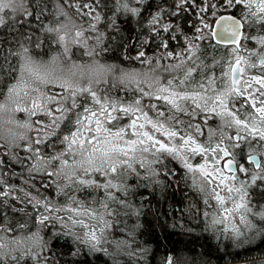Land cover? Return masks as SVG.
I'll list each match as a JSON object with an SVG mask.
<instances>
[{
	"label": "snow or ice",
	"instance_id": "6c2138e0",
	"mask_svg": "<svg viewBox=\"0 0 264 264\" xmlns=\"http://www.w3.org/2000/svg\"><path fill=\"white\" fill-rule=\"evenodd\" d=\"M8 2L10 4V0ZM2 3L4 0H0V4ZM100 7L101 4L97 0L77 5L82 15L97 20L101 16ZM103 7L107 8V12L103 13L104 17L108 12H113L107 4ZM115 7L126 16L127 23L121 26L114 23L108 25L114 30L108 33L105 41L108 51L115 48L117 53L122 52L124 56L134 52L136 58L144 65L147 63L145 58L148 57V50L154 48L155 51L163 50L166 54L160 59L178 61L175 64V71L179 74L176 78H172V73L168 72L165 77L167 83L161 81L155 96L149 97L147 91L143 93L145 97L156 101L152 105L153 109L159 108L162 101L164 105L178 110L180 99H189L196 105L200 97L215 92L213 97L215 104L211 111L215 110L216 105H220L223 111L233 117L235 124L243 126L252 134L259 132V135L264 136V129L254 126L257 120L264 121V72H258L257 67H251L249 72L247 59L242 52V49L252 51L255 48L251 46L245 48V45L259 43L260 47L264 48V0H121ZM42 14L41 5L37 3L32 13H25V19L16 31L23 33L26 25L31 29L36 24L40 27L35 31L39 32L44 27L40 23ZM116 18L119 19V15ZM3 20V14H0V23ZM252 26H258L255 33ZM95 27L92 25L89 31ZM81 35L78 30L77 39L74 41L77 45L82 42L79 39ZM96 38L99 41L101 37L97 35ZM29 39L37 48H46L55 43L49 35H45L42 40L31 36ZM59 40L62 44L65 43L63 34L59 36ZM221 48L227 52L226 56L221 54ZM64 50L67 52L66 46ZM8 55L13 60L16 59L11 50ZM18 55L27 60L31 59L28 49L23 46L20 47ZM56 59L57 57L53 56L52 62ZM258 59V67L264 68V55H260ZM115 67L99 65V69L104 73L113 72ZM172 67L169 65V68ZM226 68L230 69V78L227 80V87L220 89L221 82L229 77ZM120 76L121 79L136 81L139 70L121 69ZM41 78L47 79V74H43ZM181 82L184 87H173ZM190 83L193 86L189 87ZM60 87L61 95L40 93L33 95L28 105L21 103L15 105V111L23 110L38 116L35 120L38 127L35 129L34 143L24 144L22 156L9 154L0 159V220H4L8 215L17 217L13 220L17 228L23 227L19 220L25 218L35 219L41 224L68 221L61 224L63 230H56V224L52 223L49 231L45 232L48 240L41 245V251L30 252L22 264H91L88 257L99 259L101 255L108 254L111 245L109 248L103 246V236L108 225L103 220L99 225L90 224L85 213L95 215V212L85 207L83 202L80 207L69 202V198L64 197L57 188V192L65 201L63 205H59L58 201L52 199L48 185L56 175L53 171L56 163L68 162L66 158L61 161V153L57 149L71 148L77 143L81 145L85 142L92 143L96 139L95 136L85 133L107 131L104 125L108 122L115 124L117 121L123 125L127 135L124 144L114 147L123 149L126 156L135 150L136 144L148 143L150 146L173 153L176 161L182 166L180 170L192 174L194 187L197 186L196 173L208 178L205 183L211 182V189L204 191L201 188L200 197L195 203L190 202L187 196L182 201L183 207L179 209L180 227L184 228L187 222L188 231L191 232L192 222L198 221L194 227L208 233L210 239H215L214 247L225 250V256L230 258L225 264L241 257L240 251L229 250V240L243 236L245 231L251 233L255 230L253 217L264 219V208H261L259 203L255 208L252 207L253 200L264 201V178L248 173L246 165H237L233 170L230 154L225 148H205L191 133L181 134L178 128H169L162 121L152 119L151 110L148 112L142 110L143 100L139 96L116 100L96 91L78 89L66 82L61 83ZM27 88V84L18 81L17 84L10 86L9 92L16 90L19 94L20 91H24L27 95ZM233 104L236 105L235 108ZM3 108L4 105L0 104V110ZM241 108L244 109V114H241ZM245 115L248 119L244 118ZM16 123L31 126L26 120H18ZM235 139L240 141L241 136L236 135ZM186 151L196 153L195 159H190L185 154ZM220 155H223V160L219 158ZM248 160L260 167L255 155L250 153ZM44 164H47L46 171ZM144 164L142 160L136 165L139 172H145ZM159 168H163L164 171L154 170ZM147 169L149 174L145 179L153 190L149 192L147 187L140 189L137 185V191L131 193L133 196L131 201L126 195L121 197L120 192H116L115 196L120 197L119 203L113 198L108 203L100 204V207L110 210L107 215L119 217L123 212L129 219L141 221L142 217L147 215L146 210L151 208L150 204L147 207L140 206L146 199L144 195L146 191L149 196L156 194L163 196L169 186L181 183V180L177 179L178 171L168 167L167 163L151 161L148 162ZM115 170V165H112L111 171ZM136 178L139 179V173H136ZM186 178L187 176L182 179ZM96 179H102L99 173L96 178L90 179L86 175L79 180L89 197L96 191L93 187ZM104 187L107 200L112 194V189L107 185ZM88 188H92V191H88ZM179 190L182 191V188ZM46 193L48 195H45ZM137 195L140 203L135 200ZM92 203H98V198H93ZM69 213L70 215H66ZM134 227L139 228L135 235H141L143 228L136 223ZM76 228L84 230V242L75 236ZM124 235H128L129 240L135 239V235L131 233ZM211 254L210 247L208 256L202 252L200 254L202 259L198 257L193 262L192 257L186 255L185 261L187 264H213ZM81 257L85 259L80 260ZM161 264H173V255L163 256Z\"/></svg>",
	"mask_w": 264,
	"mask_h": 264
},
{
	"label": "clouds",
	"instance_id": "9594fccd",
	"mask_svg": "<svg viewBox=\"0 0 264 264\" xmlns=\"http://www.w3.org/2000/svg\"><path fill=\"white\" fill-rule=\"evenodd\" d=\"M91 2V0H87ZM99 2V0H97ZM121 0H114L112 4L113 12L107 16L106 28H101L100 24L105 22V17L101 12L100 18L85 19L87 15H82L81 10H78L77 5L81 0H4L0 4V14H3L4 20L0 23V35L7 36V39H0V104L4 108L0 110V159L9 154L22 156L23 146L26 143H34L35 129L38 127L35 120L38 116H33L30 112L15 111V105L21 103L28 105L31 102L33 95L43 93H55L61 95V83H68L78 89L88 91H96L98 94L109 96L110 98L121 100L126 98L141 97L143 100L142 110L148 112L151 110V118L156 121H162L169 128H178L181 134L191 133L196 141L205 148L223 147L230 154L229 158L232 162V169L237 165H246L248 173L255 174L260 178H264V136L252 134L243 126H238L233 122V117L222 110L220 105H216L214 111H211L215 100V92H209L206 97H200L199 103L194 105L189 99H180L179 109L164 105L161 101L159 108H152L156 102L154 99L145 97L143 93L148 92L149 97L155 96L159 91L161 81L167 83L166 74L172 73V78H176L179 74L175 71V64L178 61L172 59H160L166 56L163 50L149 52L146 57L147 63L142 65L141 61L136 58L133 52L128 56L117 53L115 48L111 51L105 46L109 32L114 31L110 24L114 23L117 26L126 24L127 20L120 22V18L126 16L116 9V4ZM41 5L43 14L40 16V23L44 26L39 32L35 31L39 25L34 24L31 29L25 26L23 33L17 32L19 25L25 19V13H32L36 4ZM13 8L15 9L13 11ZM5 9H7L5 11ZM119 15V19L116 16ZM96 27L89 31L90 27ZM49 29L51 31H49ZM80 31L82 35L79 39L82 41L79 45L74 43L77 39L76 32ZM12 35H9V33ZM63 34L65 43H61L59 36ZM85 34L87 39H85ZM45 35H49L55 43H52L46 48H37L35 43L29 39L31 37H39L43 39ZM97 35L101 38L97 41ZM28 49L30 60L18 55L20 47ZM65 46L67 52H65ZM111 46L109 42V47ZM247 48V45L244 46ZM9 50L16 59L13 60L8 55ZM243 55L247 59V67L250 72L251 67H257L258 72H264V68L258 67L259 56L264 55V48H261L259 43L256 44L252 51H244ZM56 56L55 62H52V57ZM79 57V59H77ZM99 65H115L113 72L104 73L99 69ZM172 65V68H169ZM138 69L139 76L136 81L121 79L120 72L116 69ZM221 82L220 89L227 87V80ZM43 74H47V79L41 78ZM248 73L246 72V75ZM219 79V76H218ZM18 81H23L28 85L27 95L24 91L17 94L16 90L9 92L10 86L17 84ZM189 87L193 86L191 83ZM173 87H184L183 83L173 85ZM83 99V96H81ZM236 105L233 104V108ZM241 114H244V109H240ZM22 114V115H21ZM248 119L247 115L244 117ZM28 121L29 126H24L16 123V121ZM258 129H264V121L257 120L255 125ZM107 131L99 133L92 131L85 135L95 136V141L92 143L85 142L82 145L77 143L71 148L57 149L61 153V161L67 159V163L57 162L53 171L56 175L50 181L48 187L54 201H58L59 205L65 202L60 193L59 188L64 197L69 198V202H73L80 207L81 202L84 206L90 208L95 215L90 212L85 213L88 216L90 224L99 225L101 221L108 225L107 231L103 236V246L109 248L106 258V264H126L130 261L131 264H150V255L153 252L154 244L146 242L145 236L135 235L139 232V228L134 227V224L128 225L124 221L121 226V220L116 215H107L109 209L100 207L102 203H108L111 199H116L120 202V197H116L115 193L120 192L121 197L127 196L128 200H132V191H137L136 186L140 189L145 187L151 192L153 189L151 184L145 177L149 174L147 165L148 162L155 161L158 163H167L168 167L178 171L177 179L181 180L177 186V191L184 199L187 196L188 200L195 203L201 194V188L207 191L212 188V183L205 181L207 177L197 175V186H193L191 175L186 171L180 170L182 166L179 161H176L173 153L158 149L155 146H150L148 143L136 144L135 150L127 156L123 149L114 147L122 145L125 142L127 132L123 130V125L118 121L115 124L108 122L104 125ZM236 135L241 136V140L235 139ZM162 153V154H161ZM255 155L260 167L250 163L248 160L249 154ZM190 159H195L196 153H185ZM243 157V159H241ZM223 160V155L219 157ZM144 161L145 172H139L136 168L137 164ZM128 161L129 163H122ZM227 164V161L225 162ZM112 165H115V172L111 171ZM45 171L47 164L43 165ZM155 171L163 172V168L154 169ZM97 173L102 179H96V191L92 192V197L84 191V186L80 185L79 180L84 176L90 179L96 178ZM136 173H139V179L136 178ZM227 169H225V174ZM186 179H182L186 177ZM39 179V177H34ZM131 182V183H130ZM240 183L239 178L237 184ZM105 185L112 189V194L106 200L107 192ZM171 188V186H169ZM168 188V189H169ZM182 188V191L179 190ZM92 191V188H88ZM45 195H48L46 193ZM138 196V195H137ZM139 197V196H138ZM93 198H98V203L93 204ZM261 208H264V201H257ZM257 203H252L255 208ZM147 203L142 202L141 207H147ZM115 207V205H113ZM66 215H70L66 214ZM120 215H124L123 212ZM253 223L256 225L253 230L254 238L245 248H239L241 257L232 261V264H241L243 257L251 256L256 252L264 251V219L255 216ZM17 219L12 215L5 216V219L0 221V264H22L30 252L39 253L41 245L48 240L45 232L49 231L52 223L56 224V230L61 229V224L68 223L64 221H50L49 224H41L35 219H20L19 223L22 228H17L13 220ZM260 221L261 223H257ZM140 228L144 225L141 221H136ZM11 225L9 228L8 225ZM123 233H131L135 235V239L129 240L128 235H116V231ZM75 236L84 242V230L76 228ZM195 240V237H193ZM46 247V245H45ZM249 249L250 251H244ZM160 256L158 264H161ZM173 264H176L173 257Z\"/></svg>",
	"mask_w": 264,
	"mask_h": 264
},
{
	"label": "trees",
	"instance_id": "16d2710c",
	"mask_svg": "<svg viewBox=\"0 0 264 264\" xmlns=\"http://www.w3.org/2000/svg\"><path fill=\"white\" fill-rule=\"evenodd\" d=\"M81 3H87V0H81ZM99 3L101 4L99 10L105 13L107 12V8L103 7V5L107 4L108 7H111L114 0H99ZM108 15H110V12L107 13V16ZM107 16H105V22L100 24L101 28H106ZM85 19H88V17H85ZM124 19L127 20V18H120V22L123 23ZM253 27L254 26H252V31L254 33ZM0 39L6 40L7 36L0 35ZM221 50L224 49L221 48ZM148 51L154 52L155 49H149ZM132 54L134 55L135 53L133 52ZM119 69L120 68H117L116 70ZM144 195L146 199L143 202L150 204L151 208L147 209V215L142 217L141 222L144 227L141 235L145 236L146 242H152L154 244L153 252L149 257L150 264H158L160 256L166 255H173L176 264H187L185 261L186 255L191 256L193 262H195L202 252L205 256H208L210 247L212 251L210 259L213 261V264H225V261L230 259L225 256V250L223 248L217 249L214 247L216 244L215 239H210L208 233L202 232L200 229L194 227L198 221L192 222L193 230L191 232L188 231L187 222H185L184 228L180 227L181 221L179 218L181 216V211L179 209L183 207L182 201L184 199L177 191V186L175 184H173L163 196L159 194L149 196L147 191ZM135 200L137 203L141 202L138 196L135 197ZM252 203L258 202L253 200ZM118 218L122 222L121 226H123L124 221H127L128 225L136 222L135 218L129 219L124 215H120ZM255 219L256 218L253 217V220ZM257 223L259 224L261 222L257 221ZM115 234L118 236L124 235L123 232L118 230ZM193 237H195V240H193ZM253 238V232L249 233L245 231L243 236L229 240L228 248L230 251L245 248ZM221 239L223 240L224 238L222 237ZM200 258L202 259V257ZM79 259L84 260L85 258L81 257ZM87 259L91 261V264H106V258L102 255L99 259L95 257H88ZM126 264H131V262L127 261ZM228 264H232V261H229ZM241 264H264V251H259L251 256L243 257Z\"/></svg>",
	"mask_w": 264,
	"mask_h": 264
},
{
	"label": "rangeland",
	"instance_id": "374dc122",
	"mask_svg": "<svg viewBox=\"0 0 264 264\" xmlns=\"http://www.w3.org/2000/svg\"><path fill=\"white\" fill-rule=\"evenodd\" d=\"M257 27L258 26H254L253 28H254V33L256 32V30H257ZM247 46H251V47H255L256 45L255 44H252V45H247ZM221 51V54H223V55H227V52H225V50H220ZM77 59H79V57H77ZM117 72H120L121 71V69H119V70H116ZM22 115V114H21Z\"/></svg>",
	"mask_w": 264,
	"mask_h": 264
}]
</instances>
